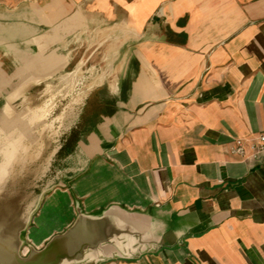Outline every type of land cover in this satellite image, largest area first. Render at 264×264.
Returning <instances> with one entry per match:
<instances>
[{"label":"crops","instance_id":"0c3cea01","mask_svg":"<svg viewBox=\"0 0 264 264\" xmlns=\"http://www.w3.org/2000/svg\"><path fill=\"white\" fill-rule=\"evenodd\" d=\"M263 131L264 0H0V162L13 132L50 186L24 257L82 217L61 264H264V161L230 151Z\"/></svg>","mask_w":264,"mask_h":264},{"label":"water","instance_id":"95a60500","mask_svg":"<svg viewBox=\"0 0 264 264\" xmlns=\"http://www.w3.org/2000/svg\"><path fill=\"white\" fill-rule=\"evenodd\" d=\"M13 134H9L13 150L4 154L0 162V264H61L81 258L87 247H95V243L79 238L82 217L66 233L53 237L42 250L31 248L26 257L20 254V232L27 225L41 194L50 186H38L37 183L42 182H38L39 178L30 185L25 184L30 173L41 177L45 170L41 165L33 171L39 158L29 161L28 155L16 148L20 142Z\"/></svg>","mask_w":264,"mask_h":264},{"label":"built area","instance_id":"2783aa9c","mask_svg":"<svg viewBox=\"0 0 264 264\" xmlns=\"http://www.w3.org/2000/svg\"><path fill=\"white\" fill-rule=\"evenodd\" d=\"M233 154L253 161H264V131L253 137L237 136L230 147Z\"/></svg>","mask_w":264,"mask_h":264},{"label":"rangeland","instance_id":"374dc122","mask_svg":"<svg viewBox=\"0 0 264 264\" xmlns=\"http://www.w3.org/2000/svg\"><path fill=\"white\" fill-rule=\"evenodd\" d=\"M73 95H74V94H73ZM73 95H72V93H71V94H68V96H67V97H68V98H70V96H73Z\"/></svg>","mask_w":264,"mask_h":264},{"label":"bare ground","instance_id":"6f19581e","mask_svg":"<svg viewBox=\"0 0 264 264\" xmlns=\"http://www.w3.org/2000/svg\"><path fill=\"white\" fill-rule=\"evenodd\" d=\"M7 150V149H6ZM4 155V154H3Z\"/></svg>","mask_w":264,"mask_h":264}]
</instances>
